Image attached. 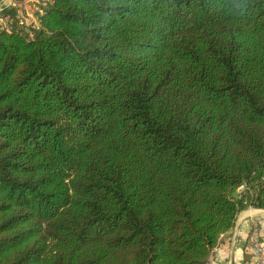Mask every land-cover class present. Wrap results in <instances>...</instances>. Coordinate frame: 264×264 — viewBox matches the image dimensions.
I'll return each instance as SVG.
<instances>
[{"label":"trees","instance_id":"16d2710c","mask_svg":"<svg viewBox=\"0 0 264 264\" xmlns=\"http://www.w3.org/2000/svg\"><path fill=\"white\" fill-rule=\"evenodd\" d=\"M5 14L0 264H207L264 208V0Z\"/></svg>","mask_w":264,"mask_h":264},{"label":"crops","instance_id":"0c3cea01","mask_svg":"<svg viewBox=\"0 0 264 264\" xmlns=\"http://www.w3.org/2000/svg\"><path fill=\"white\" fill-rule=\"evenodd\" d=\"M34 16H37V20ZM23 18H31L32 22L38 23L36 10L24 12ZM255 234L264 239V208L250 206L239 213L235 226L222 235L207 264H253L252 238Z\"/></svg>","mask_w":264,"mask_h":264},{"label":"built area","instance_id":"2783aa9c","mask_svg":"<svg viewBox=\"0 0 264 264\" xmlns=\"http://www.w3.org/2000/svg\"><path fill=\"white\" fill-rule=\"evenodd\" d=\"M49 0H3L0 1V7H15L19 12H30L36 10L37 12H43V6ZM11 15L5 14L0 17V26L2 28L11 29ZM253 250L255 260L253 264H264V239L255 234L252 238Z\"/></svg>","mask_w":264,"mask_h":264},{"label":"rangeland","instance_id":"374dc122","mask_svg":"<svg viewBox=\"0 0 264 264\" xmlns=\"http://www.w3.org/2000/svg\"><path fill=\"white\" fill-rule=\"evenodd\" d=\"M32 15H34V13ZM31 18H33V17H31ZM31 18L29 20L28 19L25 20V18H24L23 21H26V22H30L31 23L32 22V19ZM34 18H35V20H37V16H34ZM22 19H23V17H22Z\"/></svg>","mask_w":264,"mask_h":264},{"label":"water","instance_id":"95a60500","mask_svg":"<svg viewBox=\"0 0 264 264\" xmlns=\"http://www.w3.org/2000/svg\"><path fill=\"white\" fill-rule=\"evenodd\" d=\"M238 194H239V192H238V191H236V192L234 193V196H238Z\"/></svg>","mask_w":264,"mask_h":264}]
</instances>
